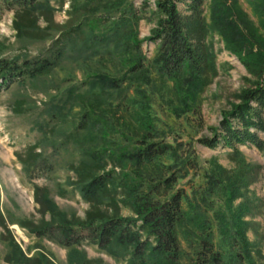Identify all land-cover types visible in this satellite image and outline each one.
<instances>
[{
    "label": "trees",
    "instance_id": "obj_1",
    "mask_svg": "<svg viewBox=\"0 0 264 264\" xmlns=\"http://www.w3.org/2000/svg\"><path fill=\"white\" fill-rule=\"evenodd\" d=\"M44 1L43 6L39 0H0V4L14 12L13 27L17 34L32 35L34 29L37 30V17L31 15L36 12L44 18V12L52 11L49 0ZM204 1L155 0V9L151 13L157 20L147 41L156 47V55L149 67L145 65L142 41L136 30L141 9H135L128 0H89L83 4L72 0L66 25L59 27L65 43L57 40L48 57L24 59L20 64L0 58V87H7L16 78L20 81L36 79L52 71L65 57L78 59L100 49L121 60L126 70L121 78L105 73L93 74L86 80L84 93L70 90L65 101L49 108L50 117H62L72 104L85 103L87 106L78 114L77 122L66 136V143H73L79 150L78 163L70 166L75 174V180L70 184L89 208L83 219L68 218L50 199L47 188L34 185L33 199L41 219L38 224L28 222L22 226L28 233L57 242L75 254L78 253L76 247L87 241L116 259H126L127 264H180L184 252L179 235L183 234L189 240V246H195L193 264H243L245 261L246 264H257L251 260L245 239L241 221L243 209L232 206L239 195L238 190L251 179L247 173L249 167L245 168L242 177L231 179L224 177L222 172L207 171L200 202L196 194L190 198L183 189H175L178 179L186 178L196 162L182 157L181 143L172 145L157 140L158 132L145 110L146 102L141 109L130 110L139 115L135 130H130L124 122L118 124L104 111L94 108L95 104L106 108L109 105L111 109L113 95L127 98L129 88L133 84L139 87L151 68L161 80L176 84L178 89L201 91L207 77L216 73L211 48L204 44L207 35ZM212 1L214 27L225 40L230 38V51L252 78L246 79V85L236 95L237 102L230 103V108L221 112L222 119L212 129V138L198 142L211 149L221 145L234 154H240L239 145H251L264 153V48L256 41L236 34L232 21L224 22L229 19L226 6L229 0ZM103 2L107 5L102 8L104 13L96 15L102 11L99 7ZM62 4L63 0H60V6ZM180 5H184V12L179 9ZM92 6V15L99 23L108 22L106 31L96 33L94 22L87 21L86 10ZM88 26L90 35L85 34ZM76 39L80 43L78 47ZM138 87L135 91L141 94L139 98L143 101L146 96ZM129 104L124 108L125 113L134 105L131 99ZM113 108L117 109L116 106ZM112 134L120 135L125 143L116 142L110 136ZM167 156L172 158L171 164L163 163ZM41 157L40 153H35L29 160L22 159V163L26 168L47 171L49 166L45 160H39ZM213 197L223 206L216 208L212 217L227 250L217 249L213 241L208 213L211 210L209 200ZM122 207L129 209V216L121 215ZM0 226L8 231L1 214ZM10 247L9 255L17 264H47L45 260L26 258L13 241ZM93 262L103 264L101 260Z\"/></svg>",
    "mask_w": 264,
    "mask_h": 264
},
{
    "label": "rangeland",
    "instance_id": "obj_2",
    "mask_svg": "<svg viewBox=\"0 0 264 264\" xmlns=\"http://www.w3.org/2000/svg\"><path fill=\"white\" fill-rule=\"evenodd\" d=\"M88 1L79 0V3ZM128 1L138 11L141 9L136 30L138 38L142 41L141 50L145 65L149 67L156 55V47L147 41L157 20L151 13L155 9V0ZM44 2L39 0L42 6ZM48 3L52 11L44 12V18L36 12L31 15L37 17V30L34 29L32 35L17 34L13 27L14 12L0 4V58L20 64L24 59L48 57L53 52L57 40L65 43V37L60 33L59 27L66 25L72 0H63L61 6L60 0H49ZM226 6L229 9V19L224 22L232 21L236 34H241V37L254 43L256 41L264 48V0H229ZM94 7L86 10L87 21L94 22L96 33L106 31L108 22L99 23L100 21L92 15ZM106 7L103 2L99 8ZM179 9L184 12V5H180ZM214 10L213 1L205 0L203 18L207 35L204 44L211 48L216 73L207 77L201 91L194 93L191 89H178L176 84L161 80L151 68L148 77L142 80L139 87L133 84L129 88L127 98L113 95L110 98L111 109L107 103V108L95 104L94 108L104 111L118 124L124 122L130 126V130H135L136 118H139V115L130 110H139L146 102L145 110L158 132L157 140L172 145L181 143L182 157H189L196 162L186 178L178 179L175 189H183L190 198L196 194V199L200 202L205 186L204 174L207 171L222 172L224 177L231 179L242 177L245 168L249 167L247 173L251 175V179L246 186L238 190L239 195L232 202V206L234 209H243L241 221L244 223V235L251 260L264 264V153L251 145H239L240 154H234L231 149L221 145L211 149L198 142L203 138H212V129L216 128L222 119L221 112L228 110L230 103L237 102L236 95L246 85V79L252 78L230 51V38L225 40L214 27ZM103 13L102 9L96 15ZM89 27H86V35L91 33ZM76 41L75 45L78 47L80 43L77 39ZM74 42L73 40L72 43ZM97 73L121 78L126 70L121 60L105 54L100 49L78 59L65 57L52 71L36 79L20 81L21 79L16 78L10 81L7 87H0V214L8 228V231H5L0 226V264L18 263L9 255L12 241L26 258L45 260L47 264H94L93 261L98 260L103 264H127L126 259H116L87 241H82L81 245L76 247L78 253L75 254L57 242L32 235L22 228L28 222L38 224L41 219L33 199L34 185L47 188L50 199L68 218L85 217L89 205L70 184L75 180L70 166L78 163L80 153L73 143H66V136L77 122L78 114L87 106L85 103L72 104L70 108H66L62 117H50L48 110L53 105L65 101L70 90L84 93L87 90L86 80ZM136 87L146 96L145 100L139 98L141 94L135 91ZM130 99L131 104L136 106L129 107V111L125 113L124 108ZM114 106L117 107L116 110ZM110 136L120 144L125 143L120 135ZM35 153L42 155L39 160L43 159L48 164L47 171L36 167L26 168L22 163V159L29 160ZM162 161L165 164L173 162L169 156ZM209 206L215 247L226 249L212 217L216 208L223 207L222 203L213 197L209 200ZM121 215L129 216V209L122 207ZM45 217L46 220L49 219L48 214ZM179 240L184 252L180 264H193L195 246L190 247L189 240H186L183 234L179 235ZM243 264H246V261Z\"/></svg>",
    "mask_w": 264,
    "mask_h": 264
}]
</instances>
